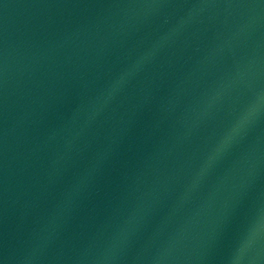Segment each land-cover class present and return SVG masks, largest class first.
Here are the masks:
<instances>
[{
	"label": "water",
	"instance_id": "95a60500",
	"mask_svg": "<svg viewBox=\"0 0 264 264\" xmlns=\"http://www.w3.org/2000/svg\"><path fill=\"white\" fill-rule=\"evenodd\" d=\"M0 264H264V0H0Z\"/></svg>",
	"mask_w": 264,
	"mask_h": 264
}]
</instances>
